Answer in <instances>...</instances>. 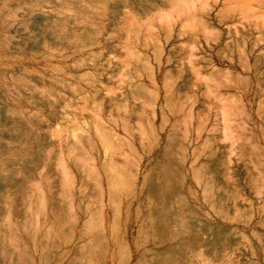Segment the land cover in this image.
<instances>
[{"label":"rangeland","instance_id":"1","mask_svg":"<svg viewBox=\"0 0 264 264\" xmlns=\"http://www.w3.org/2000/svg\"><path fill=\"white\" fill-rule=\"evenodd\" d=\"M0 264H264V0H0Z\"/></svg>","mask_w":264,"mask_h":264},{"label":"bare ground","instance_id":"2","mask_svg":"<svg viewBox=\"0 0 264 264\" xmlns=\"http://www.w3.org/2000/svg\"><path fill=\"white\" fill-rule=\"evenodd\" d=\"M160 179H161L162 183H164V185H165L164 187H166V189L169 190L170 188H172V181H171V178L169 176L168 169H166V168L162 169Z\"/></svg>","mask_w":264,"mask_h":264}]
</instances>
